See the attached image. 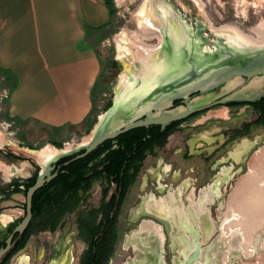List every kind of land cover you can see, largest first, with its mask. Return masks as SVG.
I'll use <instances>...</instances> for the list:
<instances>
[{
  "label": "rangeland",
  "instance_id": "obj_1",
  "mask_svg": "<svg viewBox=\"0 0 264 264\" xmlns=\"http://www.w3.org/2000/svg\"><path fill=\"white\" fill-rule=\"evenodd\" d=\"M150 1L151 10L153 6H158L159 3V6L163 5L165 9L169 10L168 12L174 13L188 26H195L197 22L202 24L204 27L203 35H207L208 32L213 33V29L229 26L236 28L243 36L250 39L252 43L261 42L262 38L259 37L258 27L260 23L264 22V0ZM118 2L117 0H113L114 14L108 24L106 38L96 45L102 64L103 75L100 81L101 93L96 98L92 111V119L95 122L97 117L104 112L106 103L112 100L113 93L119 82V76L124 68L123 62L117 57L116 40L119 39V35L122 32L127 35L130 41H135L136 37L134 36L138 34L134 16L142 5L143 0H122V2ZM151 10H149V13H151ZM148 17L150 18L151 15H148ZM139 38L140 36L137 37V41L151 46L156 45L159 40L157 36L146 39ZM209 40L212 39L210 38ZM130 44L135 52H137L135 44ZM7 94V89L4 88L3 79L0 76V187H4L7 183L3 171L8 167L19 168L25 164L37 166L38 169L42 168L37 159L33 155L26 153L25 150L29 149L38 153L46 147L51 148L53 146L57 148L52 144L51 139L60 142L62 144L61 148L72 150L78 144L84 142L89 134L86 129L87 127L55 133L51 129L33 123L21 124L15 120L9 122L7 121ZM253 118L254 114L247 108L229 109L214 107L174 128L168 135L163 147H156L151 153L147 154L119 208L115 223L116 242L108 264H121L131 256L132 251L123 247V241L126 234L131 230H135L139 225L138 222H130L129 214L140 203V198L147 193H153L157 197L163 196L156 192V183L147 174L151 170H156L159 162L162 161L163 163L171 164L174 170H178L181 173V180H190L189 182L194 185L195 189L199 190L213 178L216 170L212 167L217 159L224 157L228 151H231L235 145L240 144L243 140H252L257 135H264V125L251 126ZM212 128H216L217 131L214 136H223L226 139V143L217 148L211 155L207 153L188 155L189 139L200 132H205ZM262 149H264V142L258 143L255 150L248 153L240 167L239 165L232 164L231 160H226V163H224V165L231 166L233 172L241 170L231 178L230 182L219 186L220 197L217 200L211 204L204 203L203 209L199 211L201 213L207 210L209 230L207 233L201 232L197 238L200 245V257L198 260H201L203 254L207 253L212 264L216 260L218 264H264V224L256 229L257 232L254 230L256 234L255 238H257V243L254 245L255 249H251L253 247L252 243L250 250L245 251L249 243V237L236 238L238 240L235 246L231 245V248L223 249L224 246L228 245L229 241L230 244L232 243L228 239L229 233L225 228L226 224L223 220L228 210L229 204L227 200L235 195V190L237 191V187H239V181L251 178L255 153L257 152V154L261 155L264 152L261 151ZM144 177L147 180V185L142 190ZM181 183L182 181L173 183L172 176H167L162 180L166 194L170 188L176 189ZM104 187L105 185L102 182H94L91 188L82 195V203L79 206V210L75 214L67 215L62 227L57 232H42L32 235L26 242L25 247L12 258L10 264H47L50 261L49 254L51 249L60 241L64 243L68 234L76 227L75 219L78 213L97 208L100 205ZM113 189V187L110 188L108 197ZM243 190L240 194L244 192ZM10 201H12L11 205L8 208L5 207L7 209L2 211L1 214L8 217L18 216L19 210L17 208H19V205L17 204L22 202V198L17 195L13 196V199ZM180 201L179 210L175 209L169 215V221L171 222L170 230L166 231L165 227L158 223L163 233L161 257L163 264H171L175 258L178 261H183L193 250L191 242L196 239L192 235L183 232L181 234L182 240L187 241L191 247H186V249L180 246L174 250L171 249L169 233H177V229L181 228L175 225L182 224L181 217L183 216H181V212L184 213L188 207L193 208V204L185 202L184 198L183 200L180 199ZM7 204L4 203L3 205ZM219 206H223V208L219 210L221 208ZM218 225L223 230L225 229V232L220 233ZM250 233H252L251 230ZM254 233L251 236L255 235ZM176 241L180 245L179 240L176 239ZM180 248H183L182 252H179ZM84 249L85 245L82 242L78 240L71 241L69 248L70 264H78Z\"/></svg>",
  "mask_w": 264,
  "mask_h": 264
},
{
  "label": "water",
  "instance_id": "obj_2",
  "mask_svg": "<svg viewBox=\"0 0 264 264\" xmlns=\"http://www.w3.org/2000/svg\"><path fill=\"white\" fill-rule=\"evenodd\" d=\"M150 3L149 0L148 5ZM148 5L149 11L151 5L150 8ZM151 13L159 16L157 6L152 7ZM171 15V21L155 25L160 38L156 45L136 46L142 56L145 55L143 61L133 48L124 59L118 57L128 69L124 67L119 76L110 107L97 117L89 131L90 140L57 154L47 164L76 154L63 164L66 166L85 157L103 142L134 128L153 125L164 128L215 105L252 101L231 96L215 100L221 93L211 92L236 76L246 77L248 81L256 75H264V49L242 47L234 40L223 38L218 35L221 28L203 35L202 24L188 26L174 13ZM258 96H264V92ZM175 101L179 105H175ZM55 176L43 172L25 191V216L0 248V260L11 247L13 236L22 234L28 226L34 193Z\"/></svg>",
  "mask_w": 264,
  "mask_h": 264
},
{
  "label": "crops",
  "instance_id": "obj_3",
  "mask_svg": "<svg viewBox=\"0 0 264 264\" xmlns=\"http://www.w3.org/2000/svg\"><path fill=\"white\" fill-rule=\"evenodd\" d=\"M110 19L106 0H0V70L16 81L8 117L56 133L93 121L102 78L96 45Z\"/></svg>",
  "mask_w": 264,
  "mask_h": 264
},
{
  "label": "flooded vegetation",
  "instance_id": "obj_4",
  "mask_svg": "<svg viewBox=\"0 0 264 264\" xmlns=\"http://www.w3.org/2000/svg\"><path fill=\"white\" fill-rule=\"evenodd\" d=\"M236 81H237V83H236V86H234V88H232L230 90H224V85H223V86L213 90L211 92V94L221 93V95H219L217 98H215V100H219L223 97L231 96V97H235V98H238L241 100L242 99L252 100L251 102L229 101V102L222 104V105L212 106L206 110L195 113V114L187 117L184 120L173 122L176 124L175 128L177 126H179L180 124L190 120L191 118H193V117H195L201 113H204V112H206V111H208L214 107H225V108H229V109H232V108L250 109L252 111V113L254 114V118L251 122V126L264 125V96H261V97L258 96L260 93L264 92V75H256L248 81H247L246 77H239V80H236ZM174 104L179 105V102L175 101ZM173 123H171V124H173ZM166 127L162 128V129H165ZM215 132H217L216 128H212V129L206 130L205 132L204 131L200 132L198 135L190 138L188 141L189 148H188L187 154L188 155H195V154L200 155L201 153H207L208 155H211L217 148H220L221 146H223L226 143V139L223 136H218V137L214 136ZM260 142H264V135H257L256 137L252 138V140L245 139L240 144L235 145V147L232 148L231 151H228L224 157L217 159L214 162L213 167H212L213 169L216 170L215 174L213 175V178L207 184H205L203 187H201L199 190L195 189L194 185L191 182H189L190 180L189 181L188 180H185V181L181 180L182 179L181 173L178 170H174L173 166L171 164L163 163L162 161H160L156 170H153V171L151 170L150 173H148L147 175H150L151 179L154 180V183H156V192L160 193L163 196L157 197L153 193H149V194L147 193L140 198V203L131 210V212L129 214L130 222H138L139 225L137 226V228L135 230H131L124 237L123 247L125 249H130L132 251V253H131V256L128 257L121 264H137V261L135 259V254H136V251H135L136 248L135 247L137 245H136V243H131L132 242L131 237L141 235V232L143 231V228H144L142 226V222L149 221L152 224L156 225L157 227H160L159 232L161 233L162 236H163V233L161 232V226L159 224H162L165 227L166 231H169L171 228V224H170L171 222L169 221V216L165 217V216L156 215L155 213H153L149 209V206H151L150 204H152L154 201L158 202L160 199H165L166 200L165 205L167 207H169L172 200H174V202H175L174 204H175L176 209H177V207H180V205H181L180 199L183 200V198H184L185 202H187V203L189 202V203L193 204V209H192V207H188V209L186 210L187 212L186 211L184 213L181 212V216H183V217L180 216L182 218V224L181 223L179 225L175 224L176 226L181 227V228L177 229V231H178L177 233H173V232L169 233V241L171 243V249L174 250L176 247L179 248L180 246H182L183 248L191 247L187 241L182 240L181 234L183 232L185 234L192 235L196 239L192 240L191 243L193 245V250L191 251L190 254H188V256H186L184 258V260H183L184 262L178 261V259L175 258V259H173L171 264H212L210 262V259L208 258L209 255H207V253H204L202 256V259L198 260V258L200 257V250H199L200 245L197 241V238L200 236L201 232L207 233L209 230V225H208L209 217H207V213H206L207 210L202 211L201 214L199 211H200V209H203L204 203L205 204H211L213 201L217 200L220 197L219 186L230 182L231 178L235 174L240 172L241 169H239V170L236 169L237 171L233 172V169L231 168V166L224 165V163H226V160L227 161L231 160L232 164L239 165V167H240L241 164L246 159L248 153L251 151H254L256 145ZM261 151H264V149H262ZM256 154H257V152L255 153L254 164L252 166V170H253L252 174L255 173L256 177L251 176V178L249 180H241V181H239V184H238L241 187L243 186L241 188L242 190L245 188V190H243L245 192L247 190V187H248V190L252 188V183H258L261 185L264 184V180H262L264 178L258 180L259 177L257 176V173H259V176L261 177L260 173L264 174V167H262L261 169L258 168L259 166L257 165V156L259 154H257V155ZM53 158L54 157L47 159V160H44V159H39L36 156L37 161L41 164V166H44L41 169H38L37 166L34 167L33 165H25L24 164L19 168L13 167L14 170H19L21 172L16 173L14 175H11L9 177V179H7L6 176L4 175V178L7 181V183L4 187H0V248L2 246H4V242L12 233L14 227L25 216V212H26L25 211V198H24L25 193L23 192L24 188H25V183L29 179H31L33 176L37 177L38 175H40L41 173L46 172V171H48V175L56 174V176H57L58 171L61 168V165L58 163L59 159L53 160L52 162L46 164L47 162H49ZM40 160L45 161V163L41 162ZM260 161L262 164H264V158L260 159ZM56 176L52 180H50L48 183L53 181L56 178ZM167 176H172V182L173 183L174 182L177 183L179 181H182V183L176 189L170 188L166 194L164 191L165 188H164V185L162 184V180H164V178H166ZM48 183H46V184H48ZM146 185H147V180L144 177L141 189L144 190L146 188ZM261 185H259V186H261ZM17 188L19 191L16 190ZM242 190H239V192L241 193ZM17 195H19L22 198V202L20 204H17V205H19V208H17L19 210V212H18L19 215L14 216V217H12V216L8 217L6 215H2L1 214L2 211L6 210L8 208V206L11 205L12 201H10V200L13 199V196H17ZM152 198H153V200H152ZM229 199L230 198H228V200ZM4 203H6V204L9 203V204L4 206L3 205ZM194 203L196 204V206H194ZM79 206L76 207L74 210L64 214L62 216V218L60 219V221L58 222V224L56 225V228L54 230L47 229L44 231L34 232L33 231V229H34L33 223H32L33 216H31L29 224L26 227V229L23 231V233L20 235L15 234L13 236L11 247L5 253V255L2 257V259L0 260V264H3L4 258H6L9 255V253L16 247V245L20 241H22L26 236H27V239H26V242H27L28 239L34 234L42 233V232H49V233L57 232V230L62 227L65 217L67 215L75 214L79 210ZM5 207H7V208L5 209ZM219 207H221V208H219V210L223 208V206H219ZM224 209H225V207H224ZM89 210H87V211H89ZM87 211H85V212L80 211L78 213V215L75 219V226L76 227L71 231L70 234H68L64 243H61V241H60L56 244L55 247H53L51 249V252L49 254L50 261L48 260L49 262L47 264H70L71 259H70L69 248H70L71 241L78 240V241L82 242L85 245V249H86V243L83 240H81V238L79 237L80 226H79L78 220L80 218H83L86 215ZM223 220H224V223L226 224L225 217ZM252 221H254V220H251V222ZM219 224H220V221H219ZM219 226L220 225H218L219 232L220 233L225 232L224 231L225 229L223 230ZM176 237H179L181 239H179V238L177 239ZM176 239L179 240L180 245H179V243H177ZM26 242L21 249H19L17 252H15L10 257V259L8 260V262L6 264L11 263L12 258L25 247ZM236 242H237V240H236ZM162 244H163V242H162ZM162 244H161L160 256H159L160 264H163V260L161 259V257H162ZM221 244H219V245H221ZM231 245L235 246V241L232 242L231 244L229 241L228 245L224 246L223 249L231 248ZM183 248H180L179 252H182ZM83 252H82V254H83ZM82 254L80 256L78 264H81ZM146 261H144V263H146V264H158L157 260H155L153 262L148 261V263ZM19 264H23V263H19ZM107 264H108V262H107ZM213 264H218L217 260Z\"/></svg>",
  "mask_w": 264,
  "mask_h": 264
},
{
  "label": "trees",
  "instance_id": "obj_5",
  "mask_svg": "<svg viewBox=\"0 0 264 264\" xmlns=\"http://www.w3.org/2000/svg\"><path fill=\"white\" fill-rule=\"evenodd\" d=\"M106 4L111 18L114 14L113 0H106ZM105 26L100 29H105ZM105 38L106 35H103L102 40ZM0 73L4 79V88H7L10 94L16 85L15 78L4 71L0 70ZM102 75L103 69L101 77ZM110 105L111 101H108L105 110ZM7 121L13 119L7 117ZM94 123V120L89 121L87 118L81 126L85 125L89 133ZM175 126L176 124L173 123L165 129L158 125L131 129L112 140L103 142L85 157L74 160L66 166L62 164L76 154L60 158L58 163L61 168L56 178L38 189L32 197L33 231L54 230L62 216L78 207L82 203V195L94 182L100 181L105 185L100 205L87 211L86 215L78 220L79 237L86 243L81 264H107L116 242L115 223L118 211L127 190L147 154L156 147H163ZM52 131L56 133L57 130ZM51 142L58 149L62 147L60 142L53 139ZM35 178L36 176H33L25 183L24 193L33 185ZM111 187L114 189L108 197ZM26 239L27 236L4 258L3 264H6L10 257L24 246Z\"/></svg>",
  "mask_w": 264,
  "mask_h": 264
},
{
  "label": "bare ground",
  "instance_id": "obj_6",
  "mask_svg": "<svg viewBox=\"0 0 264 264\" xmlns=\"http://www.w3.org/2000/svg\"><path fill=\"white\" fill-rule=\"evenodd\" d=\"M117 1L122 2V0H117ZM148 4H149V0H143L142 5L137 10L134 16V19L137 24V29H138V34L134 36L136 37L135 41H130V39L127 37V35L124 32H122L119 35V39L116 40L117 57L124 59L129 49H132V46L130 43L135 44V47L137 45L148 46L140 41H137V37L140 36V38L142 37L143 39H146L152 36H155V37L157 36L159 38L158 33L155 32V25L160 24L162 21L164 22H167L169 20L171 21L170 18L172 17L171 15L172 12L171 11L168 12L169 10L165 9L163 5L159 6V3H158L157 9L159 12V16L155 17L152 13L150 14L149 11L147 10ZM149 7L150 5H148V8ZM148 15L149 16L151 15V17L149 18ZM145 24H147L148 26H146ZM258 33H259V37L262 38L261 42L252 43L250 39H248L246 36H243L242 33L239 32L234 27L224 26L221 28V30L218 31L219 36H222L223 38H226L228 40H234L235 42H238V45L242 47H247L250 49L256 48L257 50L258 49L261 50V49H264V22L260 23L258 27ZM158 41H160V38ZM136 51H137L136 52L137 56L141 57L140 61H143L145 58L143 56L145 55L142 56V54L139 52L137 48H136ZM123 65L125 68L128 69L127 64L125 65V63H123ZM152 73L153 72L151 71V76H152ZM236 80H239V76H236L230 79L224 85V90H230L234 88V86H236V83H237ZM90 138L91 137L88 134V138L80 144H84L88 142ZM68 150L69 149H64V148L58 149L54 147H51V148L46 147L40 152L36 154L34 153L33 156L35 158L37 156L39 159L47 160L52 157H55L57 154L61 152L68 151ZM262 158H264V152H262L261 155L257 156V165L259 166L258 168L260 169L264 167V164L261 165L262 160L260 161V159ZM41 162L45 163V161H41ZM3 172L6 178L9 179L11 175L19 173L21 171L14 170L13 167H8ZM260 174H261V177L259 176V173H257V176L259 177L258 180L264 178V174L262 173ZM252 176L256 177L255 173L252 174ZM259 185L261 184L252 183V188L249 190H246V192L245 191L242 192V194H240V192L237 193L239 190H242L241 188L243 187L239 185V187H237V191L235 190V195L231 196L230 199L228 200L229 205H228V210L225 215V220L227 222L225 228L227 229L229 233L228 239L231 240V242L235 241L236 243V240H238L236 238L249 237L248 238L249 243L245 250L246 252L248 249L250 250V248L252 247L251 246L252 243H253V247L251 249H255L254 245L257 243V238H255L256 234L254 232L256 231V229L262 226V224H264V184H262L261 186ZM165 203H166L165 199H160L158 202L154 201L152 204H150L151 206H149V209L156 215L168 217L169 214H171V211L176 209V206L174 204L175 203L174 200H172L169 207H167ZM194 206H196L195 203H194ZM178 208L179 207H177V209ZM250 219L254 221L251 222ZM142 226L144 228H143V231L141 232V235L131 237L132 242L130 241L131 243H136L137 245L135 247L136 248L135 259L137 261V264H146L144 263V261L146 260H147L146 261L147 263L148 261L153 262L157 260L158 264H160V261H159L160 248L163 242V236L159 232L160 227H157L156 225L152 224L149 221L142 222ZM250 230L255 235L251 236L252 233H250ZM176 238L178 239L179 237H176Z\"/></svg>",
  "mask_w": 264,
  "mask_h": 264
}]
</instances>
